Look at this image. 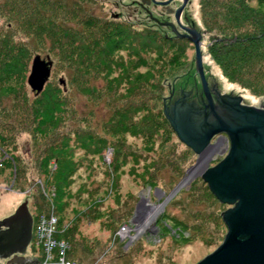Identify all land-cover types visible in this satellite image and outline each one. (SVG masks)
Instances as JSON below:
<instances>
[{"label": "rangeland", "instance_id": "rangeland-1", "mask_svg": "<svg viewBox=\"0 0 264 264\" xmlns=\"http://www.w3.org/2000/svg\"><path fill=\"white\" fill-rule=\"evenodd\" d=\"M104 1L68 0L50 5L44 0H0V38L8 31L13 42L27 44L31 52L24 78L0 84V133L6 139L0 140V220L12 215L26 200L34 215L39 212L38 201L46 197L59 217L60 235L66 238L64 235L70 233L69 251L72 248L74 254L76 241L86 264L95 260L100 264H197L223 242L227 227L221 214L231 205L212 195L200 175L178 188L198 156L172 130L162 99L169 96L177 79L196 68L194 45L175 40L172 46V41H167V52L142 49L135 54L127 43L115 53L116 61L109 70L102 71L96 64L84 66L82 73L86 75L80 73L73 81L70 63L60 56L59 49H53L48 37L39 39L33 30L30 33L17 13L20 7L30 6L56 20L60 30L67 28V33L75 34L80 29L84 30L78 33L83 38H106L100 29L103 22H123L112 18L113 8ZM249 2L264 10L259 0ZM190 11L194 15L198 11L201 18L207 77L217 81L223 93L241 94L250 105L264 104V95L230 81L210 53L214 33L205 26L202 0H194ZM91 20L97 23L95 28L90 26ZM156 31L168 34L160 28ZM157 40L160 44L162 39ZM185 44L186 51H180ZM36 54L43 58L50 55L53 60L45 87L55 86L61 89L62 96L72 97L63 113L57 115L56 128L49 135L35 133L39 130L31 115L32 103L23 98L26 93L34 102L41 96L28 85ZM110 93L113 98H109ZM131 100L143 110L135 114V122L127 126L130 132L126 133L123 127L115 129L119 116L115 120L113 116L118 105L126 107ZM158 121L161 125H157ZM80 133L86 139H81ZM88 133L93 135L91 139ZM54 142L70 145L77 166L68 185L51 192L48 186L53 179L48 180L36 164ZM226 154L223 149L215 152L210 166ZM144 197L150 204H166L152 225L139 232L138 210ZM59 204L63 209H58ZM144 211L142 218L146 219L151 212ZM27 254L38 257L44 251L33 243Z\"/></svg>", "mask_w": 264, "mask_h": 264}, {"label": "water", "instance_id": "water-1", "mask_svg": "<svg viewBox=\"0 0 264 264\" xmlns=\"http://www.w3.org/2000/svg\"><path fill=\"white\" fill-rule=\"evenodd\" d=\"M160 25L171 26L177 36L193 42L196 62L195 69L175 81L173 90L179 96L173 100L174 93H170L164 98L165 115L180 141L198 156L189 170L198 169L195 176L203 178L221 203L231 205L222 212L227 227L223 242L197 264H264V104H247L243 95L223 93L217 81H209L200 30L185 27L188 34H181L172 22ZM52 67L50 55H35L28 84L36 94L44 90ZM61 83L66 85L65 79ZM196 88L200 96L195 95ZM220 142L227 154L210 166ZM33 228L27 200L0 220V264L39 263L38 257L27 254Z\"/></svg>", "mask_w": 264, "mask_h": 264}, {"label": "trees", "instance_id": "trees-1", "mask_svg": "<svg viewBox=\"0 0 264 264\" xmlns=\"http://www.w3.org/2000/svg\"><path fill=\"white\" fill-rule=\"evenodd\" d=\"M249 1L252 0H202L203 20L208 31L214 33L212 35L214 42L210 46V53L223 69L226 77L230 81L252 90L254 94L264 95V10L251 6ZM259 2L264 4V0H259ZM210 5L212 8L209 7ZM17 13L21 18L20 20L23 21L24 27L30 33L33 30L39 39L44 38L47 40L49 38L53 49H59L60 56L70 63V71L73 75L71 80L73 81L77 79V75L80 73L82 76L86 75L82 73L84 66L91 68L95 67L96 64L102 71L109 70L110 64L116 61L115 53L119 52L124 44L128 43L135 54H140L142 49L157 50L162 54L167 49L165 42L172 41L171 38L159 34L150 27L143 26L139 29L134 24L128 25L109 21L103 22V26H100L102 34H105L106 38H102V36L97 39H92V37L83 38L78 33L84 30L76 29L78 32L75 34L67 33V28L60 30L56 20L45 16L40 9H34L30 6L20 7ZM89 24L93 28L97 26V23H93L92 20ZM10 37L11 33L7 31L5 37L0 38V84H8L13 80L19 82L21 78H24V73L27 71L26 59H29L31 54L30 47L27 44L13 42ZM124 37L127 38L123 40ZM157 39L163 41L161 40L159 44ZM171 43L172 46L176 45L175 41ZM180 47V51H186V44ZM111 87H113V84ZM59 90L61 91L60 88L49 85L41 93H35L37 96L40 94L41 96L37 97L34 102L30 101L26 93L24 94V100L28 104L32 103L31 115L33 114L34 121L38 124L35 129H38L39 132L35 133L49 135L52 132L51 130L56 128L57 115L63 113L68 98H72L62 96ZM138 93L135 92V94ZM135 94L133 93V95ZM107 96L106 94L105 98ZM109 98H113L112 93H110ZM162 100L164 103V97ZM142 110L143 107L137 106L132 100L126 107L118 105L113 116L114 120L119 116L117 119L118 126L115 129L119 130L120 127H123L124 132H130L127 126L134 124L135 114ZM165 118L167 119V117ZM146 121L147 118L145 119L147 124ZM153 122L155 123V121ZM157 125H161V121H158ZM146 127L147 125H144L145 131ZM88 135L90 139L93 137L91 133H88ZM81 136L84 137V134L80 133L79 137ZM84 139L86 138L84 137ZM0 140H6L1 133ZM54 143L45 152L47 155H41L38 164H36V169L39 168V170L46 173L48 180L53 179L52 184L48 186L51 192L60 191L68 185L77 166L73 158L75 152L70 151V145ZM92 150L97 152L95 149ZM118 166H120V163ZM25 174H27V169ZM208 190L210 191L209 187ZM211 194L213 195L212 192ZM43 200V202L38 201L39 212L33 215L35 226L40 214L51 211L52 204L49 205L46 197H43ZM63 207V204L58 205V209H63ZM60 234L59 227L56 236L66 239L68 242L72 240L70 233L64 235L66 238ZM74 245L75 252L73 254L71 248L68 252L69 257L86 264L82 261L83 258L79 253L80 247L77 246L76 241Z\"/></svg>", "mask_w": 264, "mask_h": 264}, {"label": "flooded vegetation", "instance_id": "flooded-vegetation-1", "mask_svg": "<svg viewBox=\"0 0 264 264\" xmlns=\"http://www.w3.org/2000/svg\"><path fill=\"white\" fill-rule=\"evenodd\" d=\"M60 1L68 0H44V3L52 5L58 4ZM74 2L78 3L79 0H74ZM104 2L113 8L110 13L113 19L118 21L121 20V22L125 24L129 23L150 27L154 30L160 28L168 32V34L165 33V35L171 38L172 41L184 40L187 43L193 44L188 37L177 36L173 32L171 26L160 25L161 22H172L176 24L181 34H188L185 27H195L203 33L199 12L196 11L194 15L192 11H190L194 5V0H105ZM179 8H182V10L179 16H177ZM209 81L211 82L210 79ZM194 91L195 95L198 96L199 89L196 88ZM171 93H174L172 97L173 100L179 96L176 90H173ZM170 99H168V103Z\"/></svg>", "mask_w": 264, "mask_h": 264}, {"label": "built area", "instance_id": "built-area-1", "mask_svg": "<svg viewBox=\"0 0 264 264\" xmlns=\"http://www.w3.org/2000/svg\"><path fill=\"white\" fill-rule=\"evenodd\" d=\"M37 223L39 229L37 247L44 251V260H40L38 264H83L69 257V242L56 236L58 233V219L54 214V210L40 214ZM92 264H100V262L97 260Z\"/></svg>", "mask_w": 264, "mask_h": 264}, {"label": "bare ground", "instance_id": "bare-ground-1", "mask_svg": "<svg viewBox=\"0 0 264 264\" xmlns=\"http://www.w3.org/2000/svg\"><path fill=\"white\" fill-rule=\"evenodd\" d=\"M205 56L208 58V53H205ZM224 144L223 142H220L219 143V149L220 148H224L223 147ZM199 170L198 169H191V170H188V174L185 176V178L183 179V181L181 182V184H186L188 183L195 175H196V172H198ZM145 209H149V211L151 212L149 214V216L145 219V218H142L143 217V214H144V210ZM163 209V205L162 204H150L149 203V199L144 197L143 198V201L141 202L140 206H139V210H138V217L139 219V226L137 227V230L139 229V232H141L144 228H147L148 226H151L152 225V221H154V217L158 214V212H160L161 210ZM142 213V214H140ZM57 217V216H56ZM58 219V218H57ZM135 222H138V221H135ZM33 234H34V239L32 240V243H35L36 245H38L39 243V229H38V223H36V226L34 224V228H33ZM135 237V236H133ZM37 257V256H36ZM38 258L40 260H44V254L40 257L38 256Z\"/></svg>", "mask_w": 264, "mask_h": 264}]
</instances>
